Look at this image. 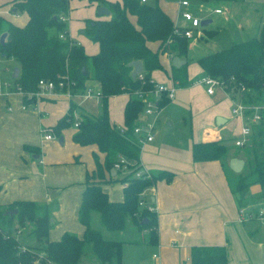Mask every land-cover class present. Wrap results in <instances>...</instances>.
Segmentation results:
<instances>
[{"label":"trees","instance_id":"obj_1","mask_svg":"<svg viewBox=\"0 0 264 264\" xmlns=\"http://www.w3.org/2000/svg\"><path fill=\"white\" fill-rule=\"evenodd\" d=\"M88 1H95L98 6H105L109 11L108 18L85 21V36L98 44V51L92 55L86 54L82 45L58 36L61 30L67 33L65 22L59 16L68 12L69 0H10L13 11L27 13L28 19L23 25L0 16V35L5 33L3 41H0V58L14 60L13 66L18 68V75L11 76V79L16 85L14 89L21 92L24 106L35 101L33 93L38 89L39 79L57 82L60 76L68 75L75 80L78 90L84 88L87 80L97 83L101 105L98 115L77 112L75 104L71 102L67 112L47 129L60 137L63 129L78 121L71 139L81 145L94 143L104 153L102 162L94 156V168L85 173L78 207V220L84 228L82 236L65 231L59 239L50 240L51 219L45 203L23 199L0 205V264H80L85 243L90 244L101 264H119L122 242L105 239L97 229L91 228L89 220L93 210L99 213L100 223L108 230L123 229L129 218L136 227L149 228L150 241H156L155 212L146 205L141 206L139 201L144 199V188L157 179L170 178L172 173L161 170L149 176L134 174L141 167L140 143L132 131L140 122L138 116L142 104L132 94L137 89L148 90L153 87L149 82L151 71L163 69L160 54L167 53L186 59L189 39L175 30V22L160 8L156 0ZM262 1L264 4V0ZM130 16L135 17L134 22L130 20ZM178 26L182 27L179 23ZM50 28H54L56 33L50 34ZM205 32L211 37L217 30ZM152 42H157L155 48L150 47ZM135 59L141 60L143 68L140 74L132 78L129 62ZM196 63L204 74L222 80L224 91H236L238 85L242 84L246 88V91H239L242 101L259 102L264 91V17L256 36L202 54L196 58ZM186 66L187 62L180 67L171 66V77L177 81V85L187 83ZM121 93L129 95L123 108V132H120V127L110 123L108 116V97ZM230 96L233 98L234 93ZM169 100L162 95L158 102L159 108ZM259 112L262 120L258 126L256 123L252 127H260L262 131L255 133L253 130L251 133L250 144L253 141L255 147L252 151L256 155L246 174L235 173L229 166L225 167L224 158L229 143L233 145L229 137L199 140L191 145L193 160L221 161L233 191L253 183L264 188V108H260ZM22 148L33 154H40L37 145L23 144ZM120 157L124 158L123 170L113 166ZM111 170L114 174H111ZM106 181L124 183L121 201L109 199L101 187ZM262 197L264 198V191ZM14 208L15 213H7ZM14 220L15 226L12 225ZM27 222L32 224V243L23 244L15 232L17 233L18 226H25ZM189 262L227 264L225 246H191Z\"/></svg>","mask_w":264,"mask_h":264},{"label":"crops","instance_id":"obj_2","mask_svg":"<svg viewBox=\"0 0 264 264\" xmlns=\"http://www.w3.org/2000/svg\"><path fill=\"white\" fill-rule=\"evenodd\" d=\"M9 1L0 0V16L19 25L25 24L28 19L27 13L13 11ZM71 1L69 0L68 12L65 14L66 37L82 45L86 54H95L98 51V44L85 36L83 31L85 21L108 18L109 13L106 16L100 15L97 12L99 6L95 1L82 0L84 4L85 2L95 4L96 14L87 15L77 33L73 30L70 18ZM156 1L173 22L186 24L178 16L181 9L178 0ZM207 3L204 2L205 5H208ZM213 7L224 8L216 3L206 8ZM129 18L134 22V16ZM207 19L209 24L211 17ZM48 30L50 34L56 33L54 28ZM149 45L155 48L157 42ZM167 55L160 54L163 69H154L150 73V77L157 82L170 81L169 72L174 65L169 62ZM184 60L187 62V59ZM13 65V59L0 58L1 76L7 73V78L9 79V76L11 78V72L15 67ZM8 79L6 82L9 86L4 87L2 83L5 81L0 78V205L23 199L45 203L51 218L50 240L59 239L65 231L75 232L81 237L84 228L78 220V207L84 188L85 173L94 168V156L102 162L104 153L99 151L94 143L81 145L74 142L71 137L77 128L71 126L61 131L62 141L59 143L63 144L62 148L49 144L48 153L54 154L49 155L41 143L42 140H49H44L43 137L41 140L38 132L40 128L54 125L57 119L67 112L71 102L75 104L77 112L98 115L101 111L100 100L94 96L85 99L68 97L64 92L55 90L52 94L37 98L24 106L21 92L15 90L13 81ZM89 81L91 80L85 81L84 87L98 92L97 83L88 85ZM177 86L179 85L175 84L176 88ZM223 94L232 106L231 98L226 92ZM128 98L127 93L108 97V116L111 124L123 126V108ZM167 104L160 109H164ZM218 115L224 117L225 121L219 125L214 123L204 127L200 138L190 141V150L186 153L176 156L168 153V156H165L161 154L160 148L153 150L154 145L149 144L153 142L154 137L141 143L139 154L141 168L147 170L149 175L161 170L172 173L170 178L157 179L142 191L144 205L151 206L150 210L156 215L157 236L154 243L150 241L149 228H138L130 220L128 226H131V234L121 232L124 229L108 230L99 224V214L95 210L90 212L91 228L92 225H97L101 229H98L101 235L104 233L108 239L122 242L119 264H190L189 249L195 245L225 246L227 264H264L262 226L264 223L257 217L243 216L240 219L239 216L240 208L255 211L264 207L261 186L253 183L233 191L220 160L195 161L191 155L193 142L217 137H229L232 140L233 135L228 133L238 131L239 121L232 118L230 111L227 110L216 113L215 118ZM225 125L223 130L222 127ZM23 144L39 146L40 154L23 150ZM123 186L124 183L120 181H106L101 185L109 199L113 201L122 200Z\"/></svg>","mask_w":264,"mask_h":264},{"label":"rangeland","instance_id":"obj_3","mask_svg":"<svg viewBox=\"0 0 264 264\" xmlns=\"http://www.w3.org/2000/svg\"><path fill=\"white\" fill-rule=\"evenodd\" d=\"M215 3L218 6L222 5L226 9V13L210 14L211 22L203 27L206 28L205 30L216 29L217 33L209 37L202 28V37H193L189 39L190 43L186 54L188 63L186 73L187 83L185 85L177 86L175 98H172L170 103H168L164 109L162 108V110H158L153 122L151 132L153 133L154 140L149 144L154 145V147H152L153 150L160 148L161 154L165 156H168V153H172V156L180 155L183 152L186 153L190 150V141L192 139H199L204 127L214 125L216 113L226 110L230 111L231 106L220 88L216 87L215 94L208 95L205 91V85L197 82V80L204 75V71L196 63V58L199 55L229 47L234 42L256 36L262 18L264 17V4L262 0H230L224 3L217 1L211 3L208 2V5H205L204 2L200 4L204 5L202 10H205L206 7H211ZM70 4L72 5V16L70 15V18L72 19L73 30L78 33V30L81 29L83 24V19L86 18L87 15L89 16V14H96V6L95 4H88L87 2L84 4L82 0H72ZM191 8L194 11H197L195 5H192ZM106 15L107 14H105V16ZM7 77V73H4L2 76L0 74L2 81L6 82L8 79ZM8 80H11L12 82L10 76ZM94 82L95 81L91 80L88 85H93ZM36 91H39V89ZM42 97L43 96H35V99ZM259 104L264 107V96L259 101ZM258 125L259 123H257V126ZM225 127L226 125L222 127L223 130ZM46 128L43 127L39 129L38 136H41V140L45 132L44 129ZM252 128V132L254 130L255 133L262 131L260 127ZM237 133L238 131H230L228 134L235 136ZM210 137L211 136H209V138ZM252 142L246 147H237L229 143L226 157L224 158L225 167L228 166V159L232 156H236L244 160L243 167L239 172L246 174L250 169L252 161L255 160L256 155V153L252 151L255 147ZM41 143L44 145L46 153L49 151L50 143H52V145L55 144L54 146L57 148H62L63 146V144L59 143L58 137L54 134L51 140H42ZM48 154L54 155L51 152ZM123 169L124 168L120 170ZM129 221L130 219L128 218L126 220V225L123 228L124 230L122 229L123 231H121L124 234H131V226H128ZM99 224L103 226L100 223V219ZM12 225H16L15 220ZM31 226L32 224L27 222L25 226H18V231L17 233L15 232V235L19 236V239L22 240L21 242L23 244H26L25 242L32 243V240H30ZM262 226L264 225L262 224ZM92 227L101 230L97 225H92ZM67 232L76 234L72 231ZM102 235L104 238L106 237L105 239H108V236L104 233ZM80 264H101L92 252L89 243H85L84 245V250L80 257ZM112 264H115V262Z\"/></svg>","mask_w":264,"mask_h":264},{"label":"built area","instance_id":"obj_4","mask_svg":"<svg viewBox=\"0 0 264 264\" xmlns=\"http://www.w3.org/2000/svg\"><path fill=\"white\" fill-rule=\"evenodd\" d=\"M141 2H146L148 0H140ZM201 1L196 0H178V4L180 6V10L178 12V16L186 23L185 25H181L182 27L178 26V23L175 24V30L179 31L182 35H184L187 39L193 37H199L202 35V28L203 25L201 24L202 19L209 18L210 14H224L226 13L225 9L222 7H213L211 9L202 10L204 5H201ZM195 5L197 7V11H194L191 7ZM59 19L63 22L66 20V15L61 14ZM180 25V24H179ZM60 39H67V34L61 30L58 33ZM167 54V53H166ZM168 60L170 63L172 59V55L168 54ZM137 74H140L137 73ZM169 79L168 83L166 82H157L152 77H150L149 82L153 84V87L148 90L137 89L133 92L132 96L136 99L140 100L142 104L141 111L139 113L138 119L140 122L134 126L133 128V136L138 140V142L143 143L146 141H150L153 139V133L151 132L153 127V122L156 117V113L158 112L159 105L158 102L162 98V95H165L170 100L174 97L175 94V84H177L176 80H173L171 77V69L169 72ZM197 82L203 83L205 85L206 93L207 94H214L215 88H220L223 92V81L219 78L212 77L209 75L204 74L201 76ZM2 85L4 87H8V82H3ZM37 86L39 91L33 93L34 96H48L52 94L55 90H60L64 92L68 97H81L82 99L88 97H99V92H92L89 87H84L82 90L76 89V82L68 75H62L58 78L57 82L47 79H39L37 82ZM16 88V85L14 86ZM233 90V89H232ZM19 91V90H17ZM246 91L244 85L239 84L236 91H229L226 92L228 96L232 100V106L230 109V115L232 118L239 121L240 125L238 128V133L233 136L232 143L234 146L237 147H244L250 144L251 141V133H252V125L259 123L262 120V115L259 112L260 108L262 107L259 102H252L247 103L242 101L240 92ZM234 93V97L232 98L230 94ZM255 95V94H254ZM264 96V91L262 93V97ZM154 115V116H152ZM152 118V119H150ZM79 122L74 121L73 127L77 128ZM43 139L50 140L53 138V133L50 129H44ZM124 131V127L120 126V132ZM124 158L120 157L119 161L116 162L113 166L116 169L125 168L123 165ZM134 174L139 176L141 174H145L149 176L147 170L143 168L137 169ZM139 204L144 206L145 200H140ZM146 207L150 210L151 206L146 205ZM239 216L240 219L245 217H257L264 223V207L256 209L255 211L245 210V208L239 209Z\"/></svg>","mask_w":264,"mask_h":264},{"label":"water","instance_id":"obj_5","mask_svg":"<svg viewBox=\"0 0 264 264\" xmlns=\"http://www.w3.org/2000/svg\"><path fill=\"white\" fill-rule=\"evenodd\" d=\"M98 14L102 15V14H108L109 11L105 6H99L97 9ZM209 22V19H202L201 24L202 25H206ZM5 37V33H2L0 35V41H3ZM172 64L176 67H180L182 64H184L186 61L184 59L179 58L178 56H172ZM129 65L132 67L130 75L132 78H134L137 73L142 71V62L140 59H135L129 62ZM18 75V68L17 67H13V70L11 72V76L12 77H16ZM225 121V118L222 116H216L215 118V123L217 125L223 123ZM59 141H62V137H59ZM37 156V155H36ZM244 164V160L242 158H238L236 156H233L231 158H229L228 160V166L229 168L234 171V172H239L241 170V168L243 167ZM111 174H114V171L111 170ZM16 209H10L7 211L8 214H12L15 213ZM51 219V218H50ZM142 221H145V219H143Z\"/></svg>","mask_w":264,"mask_h":264}]
</instances>
